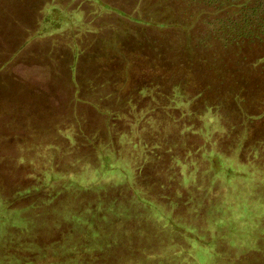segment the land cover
I'll use <instances>...</instances> for the list:
<instances>
[{
  "label": "rangeland",
  "instance_id": "374dc122",
  "mask_svg": "<svg viewBox=\"0 0 264 264\" xmlns=\"http://www.w3.org/2000/svg\"><path fill=\"white\" fill-rule=\"evenodd\" d=\"M134 1L0 0V200L4 202L14 191L30 193L48 186L43 195H28L12 206L25 210L24 217L33 221L29 226L33 230L29 231L30 240L41 248L51 236L58 235L69 210L91 205L100 195L108 202L117 198L121 209L127 210V220L125 212L120 219L101 216V225L110 221L112 236L122 245L106 254H117L123 264L129 263L126 253L131 248L135 254L142 250L153 254L146 260L148 264H176L175 258L177 264H264V171L259 173L248 163L245 151L230 156L217 154L219 165L211 153L189 155L185 149L187 140L179 130L182 119L177 128L163 122L160 129V124L153 121L148 133L142 131L140 135H153L152 144L163 149L166 143L177 140L182 144L178 158L185 160L184 166L178 163L174 167L169 159L157 164V149L145 157L143 137L129 136L127 125H119L122 136L114 138L108 147L102 134L96 137L92 145L101 150L100 155L77 137L79 129L105 130V120L95 114L92 101L93 92L107 91L91 75L98 62L96 50L91 47L96 42L110 46L121 37L123 48L120 43L116 46V57L125 58V62L108 63L106 71L117 73L118 67L124 66L122 74L136 89L152 94L160 87L150 80L157 74L156 69L149 70L137 58L141 50L136 46V33L124 32V26L150 31L155 36L170 25L157 22L155 10L144 12L140 0ZM172 33H165L163 38L170 41ZM80 35L79 48L75 41ZM156 44L162 45L159 51L165 54L163 60L170 58L168 43ZM68 45L69 56L65 54ZM142 52L149 59L155 57L146 49ZM263 52L264 48H259L243 55ZM105 54L109 55V51ZM163 68H170L169 63H163ZM72 76L76 80L88 76L86 87L91 93L84 94V101L73 92ZM182 114L187 117L189 111ZM209 127L207 120L206 128ZM161 130L171 136L160 144ZM139 141L140 145L132 146ZM158 171L162 177L157 176ZM240 188L245 189L250 203L239 200L240 204H235V191ZM226 192L230 202L226 201ZM205 193L209 214L191 215L188 201L201 200ZM45 197L52 200L49 205L43 201ZM33 201L36 206L28 207ZM230 205L235 209L246 206L247 216L242 212L232 214ZM10 229H1L2 240L17 239L19 235ZM86 230L80 235L87 234ZM137 259L141 257L136 255ZM238 259L242 261L236 263Z\"/></svg>",
  "mask_w": 264,
  "mask_h": 264
},
{
  "label": "trees",
  "instance_id": "16d2710c",
  "mask_svg": "<svg viewBox=\"0 0 264 264\" xmlns=\"http://www.w3.org/2000/svg\"><path fill=\"white\" fill-rule=\"evenodd\" d=\"M140 2L144 12L148 9L151 12L155 10L156 21L166 23L165 25H170L169 27L172 28L167 27L156 32L154 36L150 31L129 26L132 28L130 30L124 26V32L136 33L134 34L137 39L136 46L141 50L137 58H140L142 64L149 70L156 69L154 72L157 74H154L153 78L150 77V80L160 87L155 92L152 91V94L142 88L136 89L135 84L130 83L122 74L124 66L118 67L117 73L110 74L106 71L108 69L105 65L108 63L125 62L124 57L122 60L116 57L119 56L116 46L119 45L121 37L110 46L96 42L91 47L96 50L98 62L96 65L93 64L91 75L95 81L107 87V91L93 92L95 99L92 101L95 110L100 113L95 114L105 120V130L100 132L99 128L89 131L79 129L77 131L79 140L94 151L97 149L92 144L99 134L105 137L107 147L114 138L122 136L118 130L119 125H127L129 128L126 132L132 138H136L142 131L148 133L153 121L160 124V129L164 126L163 122L173 128H177L178 123L183 122L179 130L181 134L184 133L182 136L187 140L185 149L189 155L197 153L203 155L208 152L207 154L214 155L216 164L219 165L217 154L230 156L245 151L248 155V163L254 165L257 172L260 170L259 173H262L261 171H264L262 161L264 160V52L253 56L243 53L249 54L264 48V0H140ZM167 32H173L170 41L163 38ZM81 36L75 41L79 48L82 46L79 42L82 40ZM157 41L168 43L170 58L163 60L165 54L159 51L162 45L156 44ZM120 46L122 50L121 43ZM69 48L68 45L65 53L67 56L70 55ZM145 49L155 57L149 59V55H144L142 52ZM106 51H109V55L105 54ZM85 59L82 61L84 62ZM165 62L169 63L170 68H163ZM87 77L84 76L79 80L74 76L70 78L73 82V92L83 101L87 99L84 94L89 96L91 93L86 87L89 83ZM185 110L189 111L187 117L182 114ZM104 114L109 116L104 117ZM180 119L184 121L180 122ZM207 120L210 121L211 128H206ZM146 133L144 136L140 135L144 139L142 147L145 157L159 152L155 155L157 164L162 165L167 159L172 160L174 167L178 166V163L183 166L187 164L185 160L181 161V158H178L182 144L177 140H172L171 144L166 143V148L163 149L159 144H152L153 135L147 136ZM158 136L161 137L159 141L161 144L166 139H170L167 137L171 135L164 134L161 130ZM63 139L64 142L67 141ZM140 143L141 141L136 144L133 142L132 146L135 147ZM156 149L157 151L154 152ZM97 151L100 155L101 150ZM165 155L168 157L164 158ZM157 176L162 177L160 171ZM171 177L169 175L170 179ZM47 187L45 185L33 192L22 194L14 191L4 202L0 200V231L5 226L11 228L13 234L19 235L17 239L6 240H2L0 236V264H123L118 256H115L117 254H113L114 256L106 254L109 250L114 251V248H122L118 243L121 240L117 241L118 238L112 236L113 226L110 225V221L101 225V216L104 215L120 219L125 212L124 219H128L127 210L121 209L122 205L117 202V198L108 202L101 200V196L97 195L91 205L86 207L82 205L84 207H81L82 209L75 207L69 210L65 217L66 221L57 230L58 235L51 236L43 248L30 240L29 231L33 230H29V226L33 221L29 216L24 217L25 210H17L12 206L19 200L28 198V195L29 197L43 195ZM235 192L238 194L237 202L241 200L250 203L244 188ZM203 196L201 200L188 201L187 205L190 206L187 210L189 213L192 212L191 215L195 214L196 217L209 214L208 194L205 193ZM224 196L226 201L230 202L228 192ZM46 197L43 201L49 205L52 200H46ZM237 202L235 204H240V201ZM33 206H36L34 201L28 207L34 208ZM229 210L232 214L236 212L240 215L242 212L244 214L242 216L248 214L246 206L235 209L230 205ZM85 230L87 234L80 235V232L84 233ZM22 234H25V237ZM26 235L29 236L28 239ZM135 253L132 248L127 251L128 264H148L149 258L153 255L143 250L142 253L139 251ZM136 255L141 257L139 261V258L136 260ZM172 255L183 258L179 254ZM173 258L170 259L173 261ZM241 261L238 259L236 263Z\"/></svg>",
  "mask_w": 264,
  "mask_h": 264
},
{
  "label": "crops",
  "instance_id": "0c3cea01",
  "mask_svg": "<svg viewBox=\"0 0 264 264\" xmlns=\"http://www.w3.org/2000/svg\"><path fill=\"white\" fill-rule=\"evenodd\" d=\"M37 112V111H36Z\"/></svg>",
  "mask_w": 264,
  "mask_h": 264
}]
</instances>
